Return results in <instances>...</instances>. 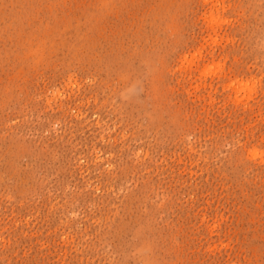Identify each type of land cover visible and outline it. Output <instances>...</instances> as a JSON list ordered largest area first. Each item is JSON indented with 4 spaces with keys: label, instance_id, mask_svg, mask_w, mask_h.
<instances>
[{
    "label": "rangeland",
    "instance_id": "374dc122",
    "mask_svg": "<svg viewBox=\"0 0 264 264\" xmlns=\"http://www.w3.org/2000/svg\"><path fill=\"white\" fill-rule=\"evenodd\" d=\"M0 264H264V0H0Z\"/></svg>",
    "mask_w": 264,
    "mask_h": 264
}]
</instances>
